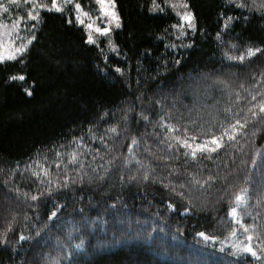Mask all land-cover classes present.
<instances>
[{"label": "trees", "instance_id": "16d2710c", "mask_svg": "<svg viewBox=\"0 0 264 264\" xmlns=\"http://www.w3.org/2000/svg\"><path fill=\"white\" fill-rule=\"evenodd\" d=\"M235 1L186 0L180 35L164 0H113L116 53L38 12L0 62V264H263L217 244L264 255V6Z\"/></svg>", "mask_w": 264, "mask_h": 264}, {"label": "rangeland", "instance_id": "374dc122", "mask_svg": "<svg viewBox=\"0 0 264 264\" xmlns=\"http://www.w3.org/2000/svg\"><path fill=\"white\" fill-rule=\"evenodd\" d=\"M164 2L165 6L171 9V11L175 13L179 20V24L175 26V32L177 34L181 35L184 34L186 30L193 29V27L188 26L187 21L182 19V16L185 12H190L186 0H164ZM238 2H247L248 6L257 8H263L264 6V0H238ZM57 3L62 5V10H65L68 7L71 9L75 22L85 28V31L87 32L88 36L89 34H91V36L93 37V40L95 42L91 43L98 44L104 41L108 52H117V47L114 44L112 34V32L117 29V26L116 21L110 15V13L113 11L116 13L114 2H106L105 7L107 8V12H103L101 10V5L97 2V0H57ZM77 3L80 4V9L76 8ZM40 4H48L49 7H51V0H16L15 3H13L12 0H0V5L4 6L0 7V54H3L5 56V59L3 61L10 60L7 58L9 53L15 54V57L17 58L27 48L30 42V39L27 37V34L29 30H32V28H30L32 20L37 19V13L40 10H49V8H41L39 6ZM185 4L187 5V8L184 7ZM13 5L17 7L22 6L24 8H27L26 12L28 18L22 21L21 17L18 14V21L11 22L9 17L5 16V12L7 11L5 9H8V6ZM51 10L56 11L54 8H52ZM85 13H87V15H85ZM78 16L80 18L79 20L77 19ZM80 20H82L83 23H81ZM192 23H194V20L192 21ZM88 24H92L93 27L89 28ZM96 26H99L100 28H107L108 31L106 33L97 32ZM21 46H23V50L17 52L16 49L21 48ZM206 143H202L201 145L206 146ZM197 149L199 148H196L195 150ZM236 211L235 213L232 212V216H235ZM217 244L220 248L231 249L236 255H251L252 257L264 264V255L256 251L252 247V245L247 241L246 237H243V232H241L240 228H237L232 234L227 236L225 239L217 241ZM248 246H250L253 251H255L256 255H252L251 252H248L246 250Z\"/></svg>", "mask_w": 264, "mask_h": 264}, {"label": "snow or ice", "instance_id": "6c2138e0", "mask_svg": "<svg viewBox=\"0 0 264 264\" xmlns=\"http://www.w3.org/2000/svg\"><path fill=\"white\" fill-rule=\"evenodd\" d=\"M12 2L15 3L16 0H12ZM97 2L101 5V10H102L103 12H107V8L105 7V4H106V2H107V3H113V0H97ZM39 6H40L41 8H49V10H51L52 8H54L56 11H61V10H62V5L58 4V3H57V0H51V7H49L48 4H40ZM113 6H114V5H113ZM0 7H4V6H3V5H0ZM80 7H81L80 4L77 3V4H76V8H77V9H80ZM184 7L187 8V5L185 4ZM5 10H7V9H5ZM85 15H87V13H85ZM110 15H111L112 18L116 21V26L119 27L120 25H119V16H118V14H116V13L113 11V12L110 13ZM37 16H38V13H37ZM33 18H36V17H33ZM77 19H78V20L80 19L79 16L77 17ZM182 19L188 22V26H189V27H194V23H192V21L194 20V17H193V15H192L191 12H185V13L183 14V16H182ZM80 22L83 23L82 20H80ZM88 27L91 28V27H93V25H92V24H88ZM96 31H97V32H101V33H106V32L108 31V29H107V28H100L99 26H96ZM88 40H89L90 42H95V41L93 40V37L91 36V34H89V36H88ZM22 50H23V46H21V48H19V49H16L17 52L22 51ZM258 51H260L259 48H256V49L248 48V49H247V55H248V56H251V55H253L255 52H258ZM7 58H8V59H15L16 57H15V54H13V53H9L8 56H7ZM243 58H244L243 56H240V57H239V59H241V60H242ZM4 59H5V56H4L3 54H0V61H3ZM117 70L119 71V69H117ZM18 78L21 79V80L24 79L23 76H20V77H18ZM11 79H17V77H11ZM26 91H28V94L31 95V91H30V90L26 89ZM260 111H261V112H264V105H261V106H260ZM252 115L255 116L256 113H252ZM240 123H241V122H240L239 120L236 121V124H240ZM231 127H233V129L235 128L234 125L231 126ZM229 138L231 139V138H233V137L230 136ZM214 142H215V138H214ZM196 147H197V148H202V147H204V145H196ZM193 155H195V152H193ZM241 199H242V197H240V196L237 197V200H241ZM232 211H233V213H235L236 209L233 208ZM53 215H55V213H53ZM200 235H204V234H203V233H200ZM249 239H251V238L249 237ZM246 250H247L248 252H251L252 255H256L255 251H253V249H252L250 246H248V247L246 248Z\"/></svg>", "mask_w": 264, "mask_h": 264}]
</instances>
